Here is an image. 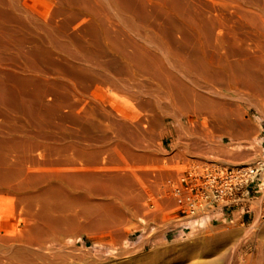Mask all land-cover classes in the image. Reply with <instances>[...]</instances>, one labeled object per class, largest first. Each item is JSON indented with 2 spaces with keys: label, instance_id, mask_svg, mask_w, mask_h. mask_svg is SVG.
<instances>
[{
  "label": "bare ground",
  "instance_id": "6f19581e",
  "mask_svg": "<svg viewBox=\"0 0 264 264\" xmlns=\"http://www.w3.org/2000/svg\"><path fill=\"white\" fill-rule=\"evenodd\" d=\"M154 86L192 134L239 126L231 94L264 106V0H0V116L19 109L24 121L19 132L0 123V264H76L87 218L151 216L150 167L139 165L154 156L136 111ZM245 166L263 170L261 186L264 158ZM218 210L199 212L209 221ZM219 229L153 258L231 264L222 249L242 238L230 244Z\"/></svg>",
  "mask_w": 264,
  "mask_h": 264
},
{
  "label": "rangeland",
  "instance_id": "374dc122",
  "mask_svg": "<svg viewBox=\"0 0 264 264\" xmlns=\"http://www.w3.org/2000/svg\"><path fill=\"white\" fill-rule=\"evenodd\" d=\"M246 92L242 91L239 96L231 94L229 98L241 105L239 126L229 132L222 127H207L205 138L199 135L200 129L194 128L196 133L192 134L183 128L185 119L170 111L169 100L154 86L149 107L136 111L145 132L142 141L154 156L150 163L139 165L150 167L151 182L143 191L141 203L147 205L151 216L140 214L123 219L115 226L93 224L87 218V228L73 239L76 249L70 258L76 264L82 260L84 264H174L154 259L153 253L166 250L168 245L176 246V250L183 243L203 245L213 233L211 229L221 227L219 230L226 233L228 243L242 238L237 247L228 245L222 249L232 260L231 264H260V256L264 254V180L261 186V180H256L255 191L244 210H218L215 218L209 221L201 218L199 223L179 213L172 192V181L178 180L180 171L191 164L250 165L264 158V106L256 105L254 98L244 95ZM12 100L17 98L12 95ZM17 111L9 117L0 116V123L19 132L24 121L20 110ZM42 117L49 127L57 121ZM82 131L87 135V130ZM236 209L240 212H231ZM255 224L257 227L248 232ZM204 255L201 260L208 259Z\"/></svg>",
  "mask_w": 264,
  "mask_h": 264
},
{
  "label": "built area",
  "instance_id": "2783aa9c",
  "mask_svg": "<svg viewBox=\"0 0 264 264\" xmlns=\"http://www.w3.org/2000/svg\"><path fill=\"white\" fill-rule=\"evenodd\" d=\"M262 172V169L245 165L208 170L191 164L172 182L179 213L201 222L204 215L199 210L205 207H217L223 202L225 209L240 208L242 200L250 198L255 191L254 183ZM197 214L201 218L196 217Z\"/></svg>",
  "mask_w": 264,
  "mask_h": 264
},
{
  "label": "crops",
  "instance_id": "0c3cea01",
  "mask_svg": "<svg viewBox=\"0 0 264 264\" xmlns=\"http://www.w3.org/2000/svg\"><path fill=\"white\" fill-rule=\"evenodd\" d=\"M231 212H233V213H238V212H240V210H239V209H236V210L231 211Z\"/></svg>",
  "mask_w": 264,
  "mask_h": 264
}]
</instances>
